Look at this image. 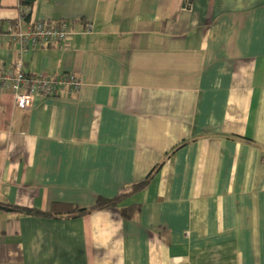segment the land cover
<instances>
[{"label": "crops", "instance_id": "obj_1", "mask_svg": "<svg viewBox=\"0 0 264 264\" xmlns=\"http://www.w3.org/2000/svg\"><path fill=\"white\" fill-rule=\"evenodd\" d=\"M38 21L23 72L82 86L0 92V264H264V0H0V70Z\"/></svg>", "mask_w": 264, "mask_h": 264}, {"label": "built area", "instance_id": "obj_2", "mask_svg": "<svg viewBox=\"0 0 264 264\" xmlns=\"http://www.w3.org/2000/svg\"><path fill=\"white\" fill-rule=\"evenodd\" d=\"M93 29L92 24L86 26V32ZM67 23L56 25L38 21L28 29H23L21 24L9 23L5 36L17 40L20 51L16 64L9 69L0 70V92L10 91L16 105L21 109L31 106L36 96L56 97L60 92H77L82 82L74 73H62L53 77L32 76L23 72L22 56L30 48L50 46L65 42L71 35Z\"/></svg>", "mask_w": 264, "mask_h": 264}, {"label": "trees", "instance_id": "obj_3", "mask_svg": "<svg viewBox=\"0 0 264 264\" xmlns=\"http://www.w3.org/2000/svg\"><path fill=\"white\" fill-rule=\"evenodd\" d=\"M35 1L36 0H20L21 7H30L35 3ZM26 19L29 20V17L27 16ZM152 176H153V173L151 172L146 180H144L143 182H140L134 186V190H138V189H141L144 186H146L149 179ZM120 198L121 197L115 198V199H104V198L100 199L99 201H97V203L94 206H92L89 209H87V208L79 209V208H75L71 204L57 203V204H55V207L57 206V210H56V208H54V210L51 212H44V211H40V210H36V209H28V210L25 209V211H27L28 213H30L32 215H44V216H50V217L60 216V215H63V213H66L68 215L73 214V215H77V216L78 215L83 216V215H86L87 213H90V212L98 210V209H104V208H108V207H116L120 203L119 202ZM60 210H61V212H58ZM134 210H135V208L125 209L124 211H122V214H123V216L130 217V216H132Z\"/></svg>", "mask_w": 264, "mask_h": 264}]
</instances>
